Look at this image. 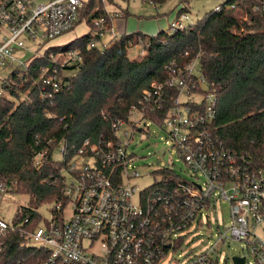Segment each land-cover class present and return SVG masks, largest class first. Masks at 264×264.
Returning a JSON list of instances; mask_svg holds the SVG:
<instances>
[{"label":"built area","instance_id":"2783aa9c","mask_svg":"<svg viewBox=\"0 0 264 264\" xmlns=\"http://www.w3.org/2000/svg\"><path fill=\"white\" fill-rule=\"evenodd\" d=\"M113 1L0 0V70L10 72V82L6 78L5 83L19 86L12 80L14 74L22 82L32 80L46 100L69 90L84 65L82 50L70 48V43L54 46L52 42L80 25L90 29V49L106 50L131 35L115 27L120 17L107 9ZM213 1L216 6L212 10L227 11L248 26L253 23V13L264 18V0ZM100 2L105 6L103 12L114 19L111 27L106 17H92ZM184 9V4L177 8L165 32L189 26L185 22L190 17ZM143 35L150 40L159 33ZM131 50H135V60L147 54L143 40ZM199 59L198 55L188 63L170 62L167 79L153 82L125 118L111 121L112 139L83 141L62 170L66 203L54 204L45 226L24 230L30 219L16 224L14 219L0 216V250L9 233L19 232L28 236L30 245L48 254L44 264H162L170 253L182 248L186 239L182 234L223 201L230 207L232 224L218 235L216 244L225 240L240 243L246 251L240 256L245 264H264V160L259 162L247 152L227 147L218 136L217 100L205 92ZM152 126L166 134V144L188 167L193 181L163 167L156 171L151 186L136 185V180L151 176L141 174L134 165L133 141L137 134H148ZM53 146L50 156L48 148L35 152L37 169L49 158L66 160L67 147L62 143ZM162 170L177 175L168 188L161 187L164 179L158 172ZM9 188L0 181V199ZM70 205L72 215L66 220ZM215 254L180 256L170 264H218Z\"/></svg>","mask_w":264,"mask_h":264},{"label":"trees","instance_id":"16d2710c","mask_svg":"<svg viewBox=\"0 0 264 264\" xmlns=\"http://www.w3.org/2000/svg\"><path fill=\"white\" fill-rule=\"evenodd\" d=\"M152 1L161 6L168 0ZM188 1L181 0L180 5ZM252 15L253 23L248 26L227 11L211 10L184 30L161 32L150 40L142 33H133L103 51L90 49L92 35L86 34L69 45L82 50L83 68L71 88L53 100L43 99L32 80L25 83L14 74L13 82L24 86L17 89L13 84H4L3 90L13 99L0 96V181L29 196L33 204V208L20 207L14 222L30 219L23 229L32 231L42 221L38 212L41 206L66 203L62 170L75 151L86 139L93 143L112 139L111 121L125 118L153 82L166 80L167 65L175 60L184 64L200 56L205 92L214 94L217 100L218 136L227 147L263 161L264 18ZM92 17H106L112 26V15L108 17L102 9ZM140 40L147 54L133 60L129 52ZM27 89L30 93L23 100L20 96ZM51 141L65 145L68 156L64 162L49 158L37 169L34 154L48 148L50 156L54 148ZM158 174L164 179V188L177 179L170 170ZM4 240L0 264H44L48 259L44 250L29 244L25 234L9 233Z\"/></svg>","mask_w":264,"mask_h":264},{"label":"rangeland","instance_id":"374dc122","mask_svg":"<svg viewBox=\"0 0 264 264\" xmlns=\"http://www.w3.org/2000/svg\"><path fill=\"white\" fill-rule=\"evenodd\" d=\"M180 2L181 0H168L161 6H154L147 0H114L109 3L107 9L114 17L116 14L120 17L119 19L116 18L117 20L114 22L115 27H118V29L123 25L126 33H142L153 36L168 29ZM97 4L99 9L105 7L100 3ZM185 6L190 17V20L185 22V24L190 25L202 20L206 13L215 8L216 2L213 0H189ZM89 31L88 26L80 25L73 33L52 42V45H66L86 35ZM134 51L131 50L129 52V56L133 60L136 58ZM9 75L10 72L8 70H0V96H7L11 99L12 97L3 90L4 84H7L5 81L10 82ZM23 86L24 84H19L15 88L20 89ZM28 92L29 89L23 92L20 96L21 99L27 98ZM165 137L166 134L156 126H152L148 134H137L135 136L132 146L135 153L134 165L141 174L151 176L149 179H138L135 181L140 188L151 186L155 178H157L155 175L156 171L163 167H170L182 178L193 181L190 170L184 162L178 161V158L166 144ZM57 152L56 154H58ZM54 204H46L38 209L42 216V221L39 225L45 226L47 221L51 219L52 211L55 207ZM20 207L33 208L31 198L23 195L21 191H17L15 187H10L8 192L0 199V216L6 220H12ZM65 213L66 220H68L72 215L71 205ZM231 224L232 220L228 203L217 202L214 209L206 211V215L201 222L195 221L182 234L186 236L182 248L175 253H170L162 264L174 263V261L181 259L180 256L189 258L213 251L216 253L214 258L218 260V264H234V257L246 255V251L242 249L241 244L230 240L216 244L218 235L226 232Z\"/></svg>","mask_w":264,"mask_h":264},{"label":"water","instance_id":"95a60500","mask_svg":"<svg viewBox=\"0 0 264 264\" xmlns=\"http://www.w3.org/2000/svg\"><path fill=\"white\" fill-rule=\"evenodd\" d=\"M233 262L234 264H245V259L240 257H234Z\"/></svg>","mask_w":264,"mask_h":264},{"label":"crops","instance_id":"0c3cea01","mask_svg":"<svg viewBox=\"0 0 264 264\" xmlns=\"http://www.w3.org/2000/svg\"><path fill=\"white\" fill-rule=\"evenodd\" d=\"M120 25V24H119ZM119 31L124 32V26L122 25L121 28H119Z\"/></svg>","mask_w":264,"mask_h":264}]
</instances>
